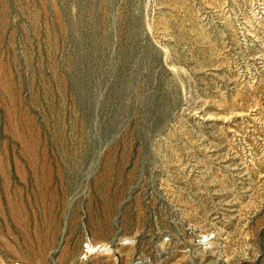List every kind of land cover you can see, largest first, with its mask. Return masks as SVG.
<instances>
[{
	"label": "rangeland",
	"instance_id": "1",
	"mask_svg": "<svg viewBox=\"0 0 264 264\" xmlns=\"http://www.w3.org/2000/svg\"><path fill=\"white\" fill-rule=\"evenodd\" d=\"M0 264H264V0H0Z\"/></svg>",
	"mask_w": 264,
	"mask_h": 264
}]
</instances>
